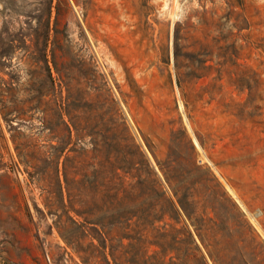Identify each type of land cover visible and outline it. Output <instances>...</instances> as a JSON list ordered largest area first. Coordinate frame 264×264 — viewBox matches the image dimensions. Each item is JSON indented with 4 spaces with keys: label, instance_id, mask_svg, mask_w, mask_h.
Here are the masks:
<instances>
[{
    "label": "rangeland",
    "instance_id": "1",
    "mask_svg": "<svg viewBox=\"0 0 264 264\" xmlns=\"http://www.w3.org/2000/svg\"><path fill=\"white\" fill-rule=\"evenodd\" d=\"M215 261L264 264V0H0V264Z\"/></svg>",
    "mask_w": 264,
    "mask_h": 264
},
{
    "label": "crops",
    "instance_id": "2",
    "mask_svg": "<svg viewBox=\"0 0 264 264\" xmlns=\"http://www.w3.org/2000/svg\"><path fill=\"white\" fill-rule=\"evenodd\" d=\"M241 212H242V216L245 218L246 225H248V227L251 230L255 231V229H254L253 225L251 224V222L246 218L245 212L243 210ZM200 230L201 229L196 226V233H195L196 237L204 243V245H205V247L207 249L206 254H208L212 258L215 255V253H213V251L207 247L206 242H204L206 240V237H205V235L203 233H201ZM190 235L192 236L193 242L195 243L196 242V238H195L194 234H192V232H190ZM215 264H217L216 261H215Z\"/></svg>",
    "mask_w": 264,
    "mask_h": 264
},
{
    "label": "bare ground",
    "instance_id": "3",
    "mask_svg": "<svg viewBox=\"0 0 264 264\" xmlns=\"http://www.w3.org/2000/svg\"><path fill=\"white\" fill-rule=\"evenodd\" d=\"M196 143H197V141H196Z\"/></svg>",
    "mask_w": 264,
    "mask_h": 264
}]
</instances>
